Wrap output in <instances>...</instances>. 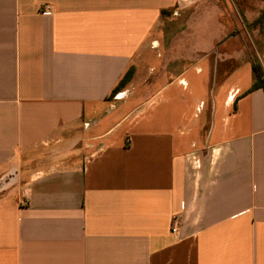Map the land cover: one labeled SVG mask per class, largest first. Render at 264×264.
I'll return each mask as SVG.
<instances>
[{
	"label": "crops",
	"instance_id": "crops-1",
	"mask_svg": "<svg viewBox=\"0 0 264 264\" xmlns=\"http://www.w3.org/2000/svg\"><path fill=\"white\" fill-rule=\"evenodd\" d=\"M213 2L0 0V264H264L252 64L217 54L109 98L166 16Z\"/></svg>",
	"mask_w": 264,
	"mask_h": 264
},
{
	"label": "rangeland",
	"instance_id": "rangeland-1",
	"mask_svg": "<svg viewBox=\"0 0 264 264\" xmlns=\"http://www.w3.org/2000/svg\"><path fill=\"white\" fill-rule=\"evenodd\" d=\"M213 1L209 18L194 10L179 11L164 18L156 30L155 48L136 60L133 69L136 85L131 88L134 93L139 95L148 87L154 91L193 63L202 59L213 63L217 54L223 59V53H239L241 59L260 65L259 56L264 53V29L248 28L245 21L250 22V18L245 11L258 12L264 8V0H232L234 6L230 5V9L226 7L227 0ZM216 8L218 14L213 12ZM198 31L218 33L219 36H196ZM3 182L0 180V186Z\"/></svg>",
	"mask_w": 264,
	"mask_h": 264
},
{
	"label": "trees",
	"instance_id": "trees-1",
	"mask_svg": "<svg viewBox=\"0 0 264 264\" xmlns=\"http://www.w3.org/2000/svg\"><path fill=\"white\" fill-rule=\"evenodd\" d=\"M165 14V13H164ZM168 14V13H167ZM163 15V12H162ZM245 20V19H244ZM248 28H256L258 27L259 29H264V9H262L258 15V17L253 20L252 22H247ZM134 70L133 68H130L122 77V79L119 81L117 86L113 89L111 95L109 98H113L117 93L121 92L124 87L131 81L133 77ZM252 73L254 76V82L251 88L248 90L247 93H250L252 91L258 90V89H264V69L261 68V66L257 63L252 64Z\"/></svg>",
	"mask_w": 264,
	"mask_h": 264
},
{
	"label": "built area",
	"instance_id": "built-area-1",
	"mask_svg": "<svg viewBox=\"0 0 264 264\" xmlns=\"http://www.w3.org/2000/svg\"><path fill=\"white\" fill-rule=\"evenodd\" d=\"M180 226V220L178 218H173L171 222V233L176 234Z\"/></svg>",
	"mask_w": 264,
	"mask_h": 264
}]
</instances>
